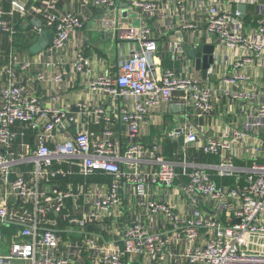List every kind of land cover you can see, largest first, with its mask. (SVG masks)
<instances>
[{
	"label": "built area",
	"instance_id": "built-area-1",
	"mask_svg": "<svg viewBox=\"0 0 264 264\" xmlns=\"http://www.w3.org/2000/svg\"><path fill=\"white\" fill-rule=\"evenodd\" d=\"M58 1L40 0L43 23L27 30L21 42L30 45L50 28L48 54L66 46L82 20L59 10ZM156 1L132 4L146 13L156 10ZM181 2L177 0L182 10ZM195 2L206 36L237 53L234 72L219 79L220 90L232 105L240 104L244 120L240 127L223 126L219 136L203 143L194 126L176 125L169 136L183 138L177 154L181 161L164 156L158 143L139 142L140 124L150 107L170 102L177 91L183 106L210 113L213 88L189 75L187 65L181 67L183 74L164 69L156 75L151 57L158 44L145 22L110 30L115 40L133 41L137 47L120 62L115 76L104 72L87 82L89 92L98 91L113 104L126 102L111 116L102 105L92 111L95 123L122 124L123 139L113 128L97 136L69 109L44 106L20 83L18 75L34 62L13 49L20 6L12 1L6 10L0 2V225L11 231L0 235V264H264V97L255 86L246 87L245 71L255 61L264 64V1L228 0L223 7L216 0ZM91 3L108 9L115 5L114 0ZM242 4L255 6L261 20L257 25L244 23L238 9ZM70 65L79 74L91 72L90 58L80 51ZM62 78V71L32 76L54 85ZM77 107L88 114L84 103ZM27 132L35 137L34 146L25 140ZM192 144L218 161L208 166L187 160ZM210 170L233 184H217ZM72 174L109 175L112 181L57 182L58 176ZM121 183L129 191L130 206L120 230L113 211ZM113 230L117 239L104 237Z\"/></svg>",
	"mask_w": 264,
	"mask_h": 264
},
{
	"label": "crops",
	"instance_id": "crops-1",
	"mask_svg": "<svg viewBox=\"0 0 264 264\" xmlns=\"http://www.w3.org/2000/svg\"><path fill=\"white\" fill-rule=\"evenodd\" d=\"M12 1L20 6V11L15 16V20L18 21L17 44L13 46V49L18 50L22 57L34 62L27 71L18 75L20 83L24 84L29 92L36 94L44 106L69 109L95 135L100 136L104 128H113L118 132L117 138L123 139L124 137L125 129L122 124L118 121L109 123L103 120L100 123H95L92 111L96 106L102 105L106 113L111 116L113 109L124 106L126 102L119 99L113 104L100 92H89L86 86L90 79L101 73L108 72L115 76L120 62L137 47L133 41L115 40L113 31L110 30H113L115 25H136L140 21L148 25L149 36L155 39L158 44L156 52L151 57L155 74L160 75L164 69H174L183 74L181 67L189 66V75L212 86L213 108L212 112L200 115L198 108L183 106L181 92L177 91L173 94L170 102H163L149 108L140 124L138 141L145 146L158 143L164 156L181 161L182 158L177 154L181 151L183 138L169 136V132L176 125L186 123L194 126L198 132L200 143L205 142L206 138L210 136H219L223 126H241L244 120L243 113L240 111L241 106L238 102H234L232 105L228 98L222 95L220 90L222 83L219 80L220 77L230 76L234 72L233 61L237 53L206 36L201 23V9L198 8L195 0H181L182 10L178 6L177 0H157L156 10L146 13L133 6L134 0H114V7L109 9L104 6H94L91 0H59V10H68L77 14L82 20V27L70 37L66 46L55 54H48L46 49L38 53H31L29 51L31 44L27 45L21 42L27 30L43 23L38 11L40 0H0L6 10L10 8ZM227 1L216 0L219 7L225 6ZM258 1L263 2L264 0ZM242 5H239L238 9ZM244 6L245 10L241 11L244 23L251 26L257 25L261 20L255 12V6L251 4ZM186 24H193L194 27H185ZM204 44L214 46L213 56L216 62L212 70H208L206 78H203L201 70L196 68L194 58H190L186 52L192 45ZM177 45L180 46L179 51L176 49ZM76 51H80L90 58V74L82 75L72 70L70 61ZM47 63L50 64L47 65ZM39 71H44L47 75L62 71L63 78L57 85L34 81L32 76ZM245 71L249 77L246 87L255 86L260 96L264 97V64L255 61ZM78 103L86 105L85 111L88 114H84L77 107ZM25 140L32 146L36 143L35 137L30 132H27ZM187 155V160L208 166L218 161L216 155L204 154L198 146L193 144L188 146ZM145 159L149 160V157ZM210 173L212 179L219 185L233 184V180L229 177H220L214 170H210ZM56 179L62 185L72 182L74 186L84 181L89 184L97 182L108 184L112 181L111 176L103 174H93L86 178L72 174L61 178L58 176ZM119 196L120 202L113 211L115 219L113 223L121 230L122 226L127 223L128 207L130 206L129 191L125 188L124 183L120 185ZM67 202L70 201L67 200ZM12 229L15 230V228ZM10 233L9 230L8 236ZM104 233L107 232L103 231ZM108 233L110 235L104 234L105 238H118L115 230ZM61 235L66 239L64 233Z\"/></svg>",
	"mask_w": 264,
	"mask_h": 264
},
{
	"label": "water",
	"instance_id": "water-1",
	"mask_svg": "<svg viewBox=\"0 0 264 264\" xmlns=\"http://www.w3.org/2000/svg\"><path fill=\"white\" fill-rule=\"evenodd\" d=\"M240 11L245 10V6L239 7ZM53 36V30L47 28L42 31V33L36 38V40L29 46V51L31 53H38L39 51L46 49L51 43ZM187 55L190 58H194L195 65L197 69L201 70L202 77H207V71L210 65L214 62V46L209 44L204 45H192L186 50Z\"/></svg>",
	"mask_w": 264,
	"mask_h": 264
},
{
	"label": "rangeland",
	"instance_id": "rangeland-1",
	"mask_svg": "<svg viewBox=\"0 0 264 264\" xmlns=\"http://www.w3.org/2000/svg\"><path fill=\"white\" fill-rule=\"evenodd\" d=\"M170 127H171V126H170ZM1 234H6V233H5L4 229H3V226L0 225V235H1Z\"/></svg>",
	"mask_w": 264,
	"mask_h": 264
},
{
	"label": "trees",
	"instance_id": "trees-1",
	"mask_svg": "<svg viewBox=\"0 0 264 264\" xmlns=\"http://www.w3.org/2000/svg\"><path fill=\"white\" fill-rule=\"evenodd\" d=\"M25 44V43H24Z\"/></svg>",
	"mask_w": 264,
	"mask_h": 264
}]
</instances>
